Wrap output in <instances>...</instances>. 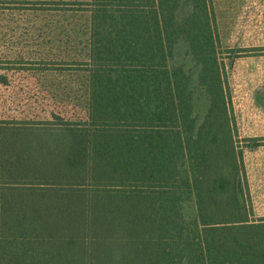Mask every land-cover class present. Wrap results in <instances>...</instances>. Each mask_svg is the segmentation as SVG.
<instances>
[{
	"label": "trees",
	"instance_id": "1",
	"mask_svg": "<svg viewBox=\"0 0 264 264\" xmlns=\"http://www.w3.org/2000/svg\"><path fill=\"white\" fill-rule=\"evenodd\" d=\"M29 4L82 37L85 116L0 118V264H264L212 0Z\"/></svg>",
	"mask_w": 264,
	"mask_h": 264
},
{
	"label": "rangeland",
	"instance_id": "2",
	"mask_svg": "<svg viewBox=\"0 0 264 264\" xmlns=\"http://www.w3.org/2000/svg\"><path fill=\"white\" fill-rule=\"evenodd\" d=\"M30 6L29 0H0V118H83L85 80L77 63L82 37L67 34V21L59 14ZM212 6L248 201L255 216H264V0H212ZM184 55L181 48L175 59L191 69ZM195 107L201 116L205 101L198 98ZM184 211L193 216V203Z\"/></svg>",
	"mask_w": 264,
	"mask_h": 264
}]
</instances>
